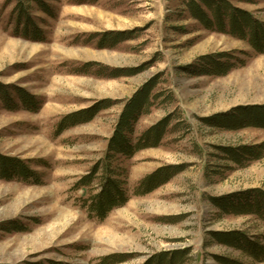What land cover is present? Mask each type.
Segmentation results:
<instances>
[{"label":"rangeland","instance_id":"374dc122","mask_svg":"<svg viewBox=\"0 0 264 264\" xmlns=\"http://www.w3.org/2000/svg\"><path fill=\"white\" fill-rule=\"evenodd\" d=\"M229 1L264 24V0ZM0 90V156L33 174L0 169V264H264L246 250L264 247V215L242 211L264 193V151L247 153L264 125L245 119L264 110V53L249 41L183 0H0Z\"/></svg>","mask_w":264,"mask_h":264},{"label":"trees","instance_id":"16d2710c","mask_svg":"<svg viewBox=\"0 0 264 264\" xmlns=\"http://www.w3.org/2000/svg\"><path fill=\"white\" fill-rule=\"evenodd\" d=\"M184 6L187 8V10L190 12L192 17L201 25L205 26L206 29H208L211 32H218V33H228L230 32L237 38L241 40H247L250 42V44L253 46L254 49H256L259 53H264V24L257 20L253 14L244 11L240 8H237L235 6H232L231 2L229 0H183ZM22 9V7L20 6ZM42 8L45 12L50 13L48 8L46 6L42 5ZM21 16L19 17V23L22 20L23 17V11H21ZM26 26L24 29L25 35L31 37L34 40H39L40 37V29L39 27L35 26L34 22L28 18L26 20ZM118 39V38H116ZM224 57V56H223ZM210 61L213 62V67L217 70V74L224 75L227 74V71L225 69V65L221 62H215L216 59H211ZM156 87V81L153 80L150 83H148L142 92L140 93V96L136 97L135 101L133 102L131 109L132 111H127L123 116V121H127L129 119V116L133 113H138L144 102L149 101V93ZM1 91V90H0ZM2 96L5 93H2ZM19 97L21 98V101L29 106L32 107V104H34V101L29 98L27 95H25L24 92L18 91ZM4 99L7 102H10L12 100H9L7 98V95H5ZM130 109V108H129ZM84 114L87 115V120H90L94 117L95 112H84ZM253 119L256 120L257 123L264 125V110L263 109H256L253 113L247 114L245 119ZM161 127H156L153 129L151 133L154 134L153 140L155 142H158L161 139ZM125 143V137L118 138L116 140L115 144H123ZM260 150L264 151V145L261 147H257L254 149H249L247 151L248 155L251 158L254 159H260L262 157L261 154H259ZM123 152V150H122ZM128 154L129 152H125ZM0 169H1V178H4L6 180H11L12 177L16 174H22L23 176H31L33 175L32 172L24 171L23 167L20 166L18 162H9L7 158L0 156ZM157 174H154L150 176L147 181L144 184V187L142 188L146 192H150L154 190L156 187H158L161 183L156 180ZM260 201H256L255 205L252 206L250 204V199L248 198L246 201V204L244 205L246 210H242L243 213H249L252 211V209H255V212L264 215V193H260ZM260 202V203H259ZM225 207V206H222ZM226 207H228L226 205ZM234 207V206H233ZM244 209V208H243ZM246 250L247 252L255 257L256 259L264 258V247L259 246L258 244H252L251 242L246 240ZM174 255L172 254L169 257V264H175L177 259L172 258Z\"/></svg>","mask_w":264,"mask_h":264}]
</instances>
